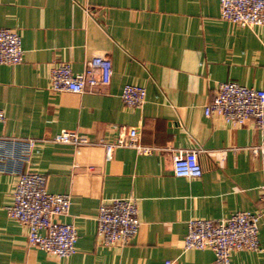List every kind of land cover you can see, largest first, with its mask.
<instances>
[{"label":"crops","instance_id":"crops-1","mask_svg":"<svg viewBox=\"0 0 264 264\" xmlns=\"http://www.w3.org/2000/svg\"><path fill=\"white\" fill-rule=\"evenodd\" d=\"M220 8V0H0V26L16 29L24 50L21 62L0 64V134L36 139L23 167L43 173L48 191L69 194L57 219L78 234L67 257L28 245L27 226L5 212L16 175L0 172V264H218L210 248H184L188 220L258 211L264 184L254 122L204 113L220 81L264 88V25L233 24ZM95 55L111 60L108 82L79 93L49 87L51 66L67 61L82 72ZM126 83L145 86L143 105L123 102ZM129 126L160 149L118 146L107 160L101 140ZM62 128L90 142L53 141ZM179 148L199 150L200 176L174 174ZM128 196L137 199L139 232L124 245L102 244L100 203ZM259 243L262 251L233 252L231 264H264V215Z\"/></svg>","mask_w":264,"mask_h":264},{"label":"built area","instance_id":"built-area-1","mask_svg":"<svg viewBox=\"0 0 264 264\" xmlns=\"http://www.w3.org/2000/svg\"><path fill=\"white\" fill-rule=\"evenodd\" d=\"M221 17L240 26L264 25V0H220ZM20 33L10 27L0 26V64H16L23 59ZM99 72V73H98ZM111 60L105 55H95L86 62L82 72H72L69 62L62 61L50 67L49 87L53 91H92L100 82H108ZM145 86L126 83L121 90L123 102L139 107L146 101ZM206 116L218 115L227 122L244 124L252 120L259 129L262 140L253 147L255 154L264 157V88L241 84L234 80L220 81L204 107ZM4 114L0 107V123ZM116 127H119L116 125ZM51 139L74 145L90 142L87 133L65 128ZM105 158H112L118 146L135 148L149 154L156 146L143 144L139 128H120L113 140L102 139ZM36 143L34 138H18L0 134V172L16 175L11 203L5 205L6 215L27 226L26 239L30 246L56 257H67L76 251L78 237L71 222L58 216L68 212L70 196L67 192H50L46 176L23 167L30 158ZM173 172L176 176L197 177L203 172L199 150L179 148L173 154ZM264 215V184L261 185V207L258 211L237 210L221 218H190L183 238L185 249L210 248L218 264H231V254L240 250L262 251L259 243V220ZM97 237L102 244H127L139 232L137 199L133 196L114 197L100 203L97 216ZM164 264H171L167 260Z\"/></svg>","mask_w":264,"mask_h":264}]
</instances>
